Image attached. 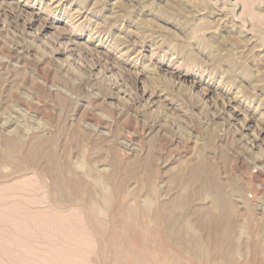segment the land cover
<instances>
[{
    "label": "rangeland",
    "instance_id": "obj_1",
    "mask_svg": "<svg viewBox=\"0 0 264 264\" xmlns=\"http://www.w3.org/2000/svg\"><path fill=\"white\" fill-rule=\"evenodd\" d=\"M2 133L21 146L0 164V264H104L94 245L57 246L56 207L38 183L50 180L27 156L33 137H56L59 153L65 144L100 174L112 172L116 148L125 171L112 188L153 152V183L140 182L141 168L119 186L155 188L166 202L207 161L236 189L238 210L256 217L255 234L264 227V0H0ZM202 182L191 185L198 203ZM245 258L236 264H264Z\"/></svg>",
    "mask_w": 264,
    "mask_h": 264
},
{
    "label": "bare ground",
    "instance_id": "obj_2",
    "mask_svg": "<svg viewBox=\"0 0 264 264\" xmlns=\"http://www.w3.org/2000/svg\"><path fill=\"white\" fill-rule=\"evenodd\" d=\"M0 136L4 137L1 138L10 149L9 152L0 153V164H11L14 161L11 151L19 149L21 143L18 138L14 140L3 133ZM22 137L21 141L25 136ZM72 137L76 140L80 138L78 129H75ZM33 138L37 140L32 143L27 156L33 165L38 166V161H43L41 172L50 180L46 183L43 178L38 183L41 187H48L49 191L45 193L56 207L53 210L57 214L53 213L50 217L56 221L51 234L61 242L57 246L68 248L73 253L80 252L86 246L94 245L97 248L98 257L81 254L78 259H90L94 263L97 257V261L99 258L104 264H236L239 256L245 258L248 252H252L257 257L261 256L264 262L263 224L257 227L254 234L255 228L253 232L252 227L258 223L254 222V215L242 214L238 210L231 198L236 189L229 192L226 183L218 178L207 161L200 162L191 170L187 179L190 187L173 201L166 202V196L157 193L155 188L141 195L131 191L128 186L124 189L120 187L125 186L133 176L137 179L141 168L149 172L140 182L153 183L151 176L156 161L153 152L148 153L144 162L136 159V169L125 177V182L112 188L110 185L115 183V178L125 171L123 160L116 156V148H112L115 154L112 172L100 174L91 165L83 163L81 158L74 159L73 151L65 144L64 150H61L64 155H61L56 149V137ZM197 181H203L200 185L204 198L199 203V190L191 186ZM204 201L211 203L205 206ZM74 203L81 205L80 210L77 206L80 213H76L75 209L68 212L67 207L71 208ZM177 203L184 210L183 213L170 212L167 215L166 211H171ZM77 237L81 240H77Z\"/></svg>",
    "mask_w": 264,
    "mask_h": 264
}]
</instances>
